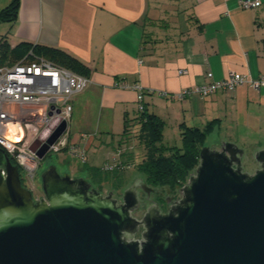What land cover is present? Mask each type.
Listing matches in <instances>:
<instances>
[{"label": "crops", "instance_id": "1", "mask_svg": "<svg viewBox=\"0 0 264 264\" xmlns=\"http://www.w3.org/2000/svg\"><path fill=\"white\" fill-rule=\"evenodd\" d=\"M10 1L0 0V10ZM259 2L246 9L240 0H19L15 21L0 22V36L11 47L25 41L60 48L89 67V85L72 96L68 145L59 153L66 172H89L93 146L122 133L124 121L137 115L136 92L114 87L117 79L138 83L145 111L150 107L165 125L171 121L179 131L181 123L203 128L217 120L212 132L223 131L222 141L255 152L264 147V87L170 95L211 82L208 71L215 80L230 71L264 74ZM119 149L113 145L111 161L120 160Z\"/></svg>", "mask_w": 264, "mask_h": 264}, {"label": "water", "instance_id": "2", "mask_svg": "<svg viewBox=\"0 0 264 264\" xmlns=\"http://www.w3.org/2000/svg\"><path fill=\"white\" fill-rule=\"evenodd\" d=\"M65 128L62 122L31 150L42 159ZM244 157L230 141L218 149L203 145L168 211L152 202L138 219L132 215L138 186L148 197L153 191L140 178L118 199L50 165L40 175L43 196L35 200L5 155L0 264H264V147L254 152L258 168L251 174Z\"/></svg>", "mask_w": 264, "mask_h": 264}, {"label": "built area", "instance_id": "3", "mask_svg": "<svg viewBox=\"0 0 264 264\" xmlns=\"http://www.w3.org/2000/svg\"><path fill=\"white\" fill-rule=\"evenodd\" d=\"M259 4V0H240V6L246 9ZM205 76L211 78V82L170 97L183 99L193 92L206 97L219 89L233 93L242 84L256 90L264 87V74L251 78L248 74L230 71L225 78L215 80L208 71ZM89 83L88 77L34 56L31 51L13 64L0 66V126L16 127L21 133L20 139L12 140L0 131V147L18 166L21 183L26 188L25 184L32 186L41 161L31 146L36 145V151L40 149L62 122L66 123V128L49 145L48 152L58 153L68 145L72 96L85 90ZM114 87L134 90L137 110L143 109L145 91L138 83L117 79ZM77 154L83 161L84 151ZM2 175H5L4 170Z\"/></svg>", "mask_w": 264, "mask_h": 264}, {"label": "trees", "instance_id": "4", "mask_svg": "<svg viewBox=\"0 0 264 264\" xmlns=\"http://www.w3.org/2000/svg\"><path fill=\"white\" fill-rule=\"evenodd\" d=\"M18 8L19 0H11L0 10V22L15 21ZM29 51L34 56L43 57L56 65L88 77L89 67L60 48L25 41L11 47L6 35L0 36V66L13 64ZM217 122L212 120L203 128L181 123L179 125L181 146H168L163 143L164 121L157 115L146 112L143 101V109L137 110V115L130 121L127 119L124 121L118 150L120 160H114L110 166L87 169L93 182L99 187L105 183L118 192L125 185V173L130 168L142 175V180L147 186L167 190L174 198H179L178 190L197 167L199 150L205 145L207 136L212 133ZM5 155V151L0 147V166L4 164ZM10 160L15 164L11 158Z\"/></svg>", "mask_w": 264, "mask_h": 264}, {"label": "rangeland", "instance_id": "5", "mask_svg": "<svg viewBox=\"0 0 264 264\" xmlns=\"http://www.w3.org/2000/svg\"><path fill=\"white\" fill-rule=\"evenodd\" d=\"M7 65H10V64L7 63ZM147 112L148 113L152 112V109L150 107H148ZM120 133H121V130L113 131V133H111L112 135L107 136V138L102 137L103 141L99 142V144L97 146H93V148L91 149V152H89L88 160L90 162H88L87 164H91V165H93L91 167H95V168L106 167V166H110L111 164H113V161H111L110 153L113 149L114 144L121 145V144H119L120 143ZM163 135H164L163 143L165 145L176 146V147L181 146L180 130L178 131V129L175 128V125H173V123L171 121H169L168 124L164 125ZM223 136H224L223 131H219V132L214 131L207 136V138L205 140V145L210 147L211 149H218L220 143L223 140L222 139ZM66 147H65V149H66ZM239 147L243 148L245 151V157L243 159V169L245 172L251 174L258 168V164L254 160L255 147L254 146H239ZM62 150H64V149H62ZM62 150L58 153L48 152L40 161L39 171H38V173H37V175H36V177L32 183V186L25 184L27 186V188L31 189L33 198L35 200H39L43 196V193L41 191L40 175L45 169H47L50 165H55L60 174H63V172H66L64 170H67L68 167L66 168L65 165H63L59 161V158H60L59 153H61ZM80 163H82V162H80ZM66 173L68 175H70V177H72V178L84 177L94 187H97L98 189L102 188V189H100L102 191V193H107L108 191H112L113 194L117 198H121V194H122L123 190L126 187H128L129 185H131V183L135 179H137V178L142 179V175L140 173L136 172L133 169H129L125 173V178H124L125 185L120 190H118V192H117L115 189H113L112 187H110L108 184H105V183H103L102 187H99L97 183L93 182L92 177L90 175V172H87L83 167L81 168V170L79 172L73 173L72 171L69 170V172H66ZM153 189L158 190L160 193H162L163 198H170L173 201L178 199V198H174L172 196V194H170L167 190H162V189H157V188H153ZM141 195H143V194H140L139 196H141ZM178 195L180 197L179 190H178ZM172 203L173 202H171V204ZM148 206H149L148 202H145V203L139 202L137 209H135L132 212V215L134 217L140 219Z\"/></svg>", "mask_w": 264, "mask_h": 264}, {"label": "flooded vegetation", "instance_id": "6", "mask_svg": "<svg viewBox=\"0 0 264 264\" xmlns=\"http://www.w3.org/2000/svg\"><path fill=\"white\" fill-rule=\"evenodd\" d=\"M95 188H97V187H95ZM101 193H102V191H101ZM102 194L105 195L106 193H102ZM137 194H138V199H139V202L140 203H142V202H144V203L145 202H148L149 205H151L152 202H157L159 204V206H160V209H161V212L162 213H166L168 211L170 205H171V202H173V200L170 199V198H163L162 193H160L158 190H154V189H153V191L150 192L149 197H148L140 189V187L138 186V188H137ZM140 194H143V195L139 196ZM113 197H116V196L113 194ZM141 230H142V228L139 227V230L136 233V235H135L134 238H138L139 237V233H140Z\"/></svg>", "mask_w": 264, "mask_h": 264}, {"label": "bare ground", "instance_id": "7", "mask_svg": "<svg viewBox=\"0 0 264 264\" xmlns=\"http://www.w3.org/2000/svg\"><path fill=\"white\" fill-rule=\"evenodd\" d=\"M0 131H3L12 140H18L21 137V133L16 127L8 126L6 128L5 126H0Z\"/></svg>", "mask_w": 264, "mask_h": 264}]
</instances>
